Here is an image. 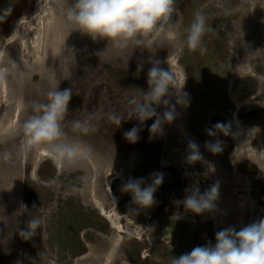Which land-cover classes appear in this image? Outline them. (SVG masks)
<instances>
[{
    "label": "rangeland",
    "instance_id": "obj_1",
    "mask_svg": "<svg viewBox=\"0 0 264 264\" xmlns=\"http://www.w3.org/2000/svg\"><path fill=\"white\" fill-rule=\"evenodd\" d=\"M47 1L0 0V15L11 7L10 15L0 21V68L4 57L9 62L19 56L17 46L29 39L27 22L38 24L32 17L46 9ZM61 1L67 8L68 0ZM225 7L233 10L231 15L223 14ZM177 8L175 39H163L153 49L133 51L107 39L93 41L73 31L65 13L58 16L52 48H46L47 65L28 47L33 70L26 81L17 79L23 86L22 98L10 106L3 104L0 94V151L13 152L11 162H0V241H4L0 242V264H170V250L188 253L210 240L215 244V233L225 227L239 230L264 219V179L243 175L258 154L262 155L260 168L264 167V121L250 128L235 118L243 105L246 110L264 107V0H177ZM197 9L208 14L214 30L203 38L207 47L203 55L184 43V29ZM69 49L74 50V58L68 55ZM150 60H159L163 68L173 71L188 96L187 107L176 104L178 116L164 125L163 135L149 131L155 118L142 125L124 120L118 128L101 119L95 132L82 137L93 147V157L64 167L44 155L42 147L23 146L20 126L31 115L32 102L44 101L57 82L60 90H73L67 120L82 119L90 112L123 113L128 97L148 90ZM138 64L143 65L139 73ZM258 90L261 98H252ZM165 110V106L157 109ZM13 117L12 122L18 121L14 130L10 128ZM217 122L231 123L236 135L219 133L223 150L213 154L205 142L216 137L205 130ZM133 126L141 128L136 143L123 135ZM193 139L204 159L214 165V172L205 175L206 164L186 161L188 141ZM154 172L164 173L154 193L155 204L130 215L136 206L131 195L121 191L122 183L128 177L147 179ZM194 184L201 193L219 185L212 212L197 215L176 203ZM120 207L125 214L117 210ZM32 217L41 219L40 229L24 240L19 232ZM204 232L208 241L197 242L191 236Z\"/></svg>",
    "mask_w": 264,
    "mask_h": 264
},
{
    "label": "clouds",
    "instance_id": "obj_2",
    "mask_svg": "<svg viewBox=\"0 0 264 264\" xmlns=\"http://www.w3.org/2000/svg\"><path fill=\"white\" fill-rule=\"evenodd\" d=\"M232 9L223 8L224 15H231ZM177 0H68L65 20L73 28L85 34L93 41L107 39L117 43L121 48L153 49L163 39H175L174 16L177 15ZM11 13V7L0 15L3 21ZM214 31L208 24V14L197 9L191 23L184 29V43L190 51L207 52L204 36ZM65 49L62 48L64 53ZM2 54V53H0ZM68 55L74 58V50L69 49ZM10 68H0V86L6 85L7 77L12 70L19 72L18 64L10 60ZM151 67L147 72L148 90H139L138 94L127 98L123 113L109 111L106 113L90 112L82 119L67 120L69 102L73 95L72 88L60 90L59 83L46 92L44 101L36 100L31 104V115L20 126L23 134V146L26 149L43 148L45 154L60 166H71L91 159L94 149L84 142L82 137L95 132L96 122L106 119L110 124L120 127L124 120H137L142 125L154 119L149 131L155 135H163L165 124H171L178 116L176 104L187 107L188 96L183 92L177 77L170 69L161 66V61L150 60ZM143 68L138 64L137 72ZM23 75V73H19ZM175 98V104L172 103ZM160 106L165 111L158 112ZM139 126H133L124 132V138L130 143L139 139ZM206 134L216 137L205 142V148L219 154L223 150V141L219 133L235 136L231 123L217 122L207 128ZM69 132L76 135H70ZM151 138V137H150ZM186 161L190 164L203 162L207 171L214 172V165L206 161L200 152L199 144L193 139L188 141ZM13 152L0 151V162H11ZM164 173L154 172L145 179L128 177L121 185V191L132 197L136 206L130 210L137 214L140 210L151 208L155 204L154 193L162 184ZM148 180L151 183H148ZM184 199L176 201L197 215L212 212L216 208L219 196V185L213 184L201 193L197 185L185 190ZM41 219L32 217L27 221L26 228L19 232L24 240H30L40 229ZM215 244L209 241L206 245L196 246L190 252L179 257L170 258V264H264V219L253 221L239 230L234 226L225 227L215 233ZM4 242V241H0Z\"/></svg>",
    "mask_w": 264,
    "mask_h": 264
},
{
    "label": "bare ground",
    "instance_id": "obj_3",
    "mask_svg": "<svg viewBox=\"0 0 264 264\" xmlns=\"http://www.w3.org/2000/svg\"><path fill=\"white\" fill-rule=\"evenodd\" d=\"M65 2V1H64ZM70 2V1H69ZM63 2L61 0H48L47 3H45V8L42 11H38V13L34 14L32 19L36 20L38 22V24L32 25L33 23H31V21L27 22V35L29 36L28 41H23L21 43L17 42V44L19 43V45L17 46V50L19 51V56H16L14 58V61L18 64V68H19V72H17L16 70H12L8 77H7V83L6 85L0 86V94H2V101L3 104L7 103V104H12L17 102V100H19L21 94H22V83H18L20 80L25 79L24 81H26V77L28 76L29 73L32 74V70L33 68L30 67V60H29V56L30 53L27 54V50L28 47L33 49L34 53H36V58L37 60H41L44 65H47V62H50L48 59V51L46 48H50L49 44L51 43L50 39L53 38V36L55 35L54 31H57V26H58V16H61V14H64L66 10V8L64 7V5L62 4ZM43 6V5H42ZM41 9V7H39ZM64 19V18H63ZM60 20V19H59ZM64 22V20H62ZM61 22V21H60ZM66 22V21H65ZM63 25V24H62ZM65 25V24H64ZM68 25V24H67ZM61 26V25H60ZM55 27V29H54ZM69 28V27H68ZM67 28V29H68ZM65 29V28H64ZM66 29V30H67ZM65 30V31H66ZM59 32V31H58ZM61 32V31H60ZM63 32V31H62ZM34 33L35 36H32V34ZM66 33V32H65ZM59 33H56V35ZM63 34V33H62ZM61 34V35H62ZM58 36V35H57ZM55 38V37H54ZM59 37H57L58 39ZM16 39V38H15ZM56 39V38H55ZM56 39V40H57ZM26 40V39H25ZM14 41V40H13ZM53 41V39H52ZM59 42V41H58ZM16 43V42H15ZM27 44H30V46H28ZM54 46V45H53ZM52 48V47H51ZM50 48V49H51ZM54 48V47H53ZM54 50V49H53ZM29 51V50H28ZM56 51V50H55ZM32 52V50H31ZM17 53V52H16ZM55 53V52H54ZM15 54V53H14ZM50 55V54H49ZM53 55V54H52ZM1 57V56H0ZM19 57H21V59H18ZM51 57V56H50ZM2 60V68H10V62H6L5 57ZM51 60V59H50ZM40 63V62H39ZM33 63H31L32 66ZM41 64V63H40ZM44 65L42 67H44ZM46 67V66H45ZM53 68V66H52ZM45 69V68H44ZM176 71V70H175ZM19 73H23V75H20ZM36 73V72H35ZM30 77V76H29ZM28 77V78H29ZM17 79H19V81H17ZM15 80L17 81L18 84L15 83ZM29 83V82H28ZM24 85V83H23ZM26 85V84H25ZM28 85V84H27ZM22 86V87H21ZM29 87V86H28ZM24 93V92H23ZM29 99V98H28ZM9 105L8 108H9ZM21 105V103H20ZM12 106V105H10ZM14 106V105H13ZM18 110L20 109L19 107H17ZM12 108H10L11 110ZM14 109V107H13ZM12 111V110H11ZM15 111V110H14ZM17 111V110H16ZM19 113V112H18ZM17 113V114H18ZM10 114V111H9ZM15 115V114H14ZM7 116V115H6ZM19 116V115H18ZM15 117V116H14ZM14 117L11 119H14ZM15 120V119H14ZM18 122L17 120L15 122H12V127H10L12 130H14L15 128V123ZM2 123V121H1ZM0 123V124H1ZM8 123V121H7ZM6 125V124H5ZM4 125V126H5ZM8 127V126H7ZM1 125H0V133H1ZM8 128V129H10ZM16 129V128H15ZM6 131V130H5ZM8 131V130H7ZM3 132V131H2ZM7 133V132H6ZM4 134V133H3ZM15 134V133H14ZM1 135V134H0ZM20 141V140H19ZM33 151V150H32ZM45 152V151H44ZM46 155V154H44ZM102 210V212L108 216H110L106 211H104L102 209V207H100ZM109 212V211H108ZM111 220V219H110ZM113 220V218H112ZM111 220V221H112ZM113 222V221H112ZM116 223V222H115ZM116 226V225H115ZM118 227V226H117ZM119 228V227H118ZM118 243V242H117Z\"/></svg>",
    "mask_w": 264,
    "mask_h": 264
},
{
    "label": "flooded vegetation",
    "instance_id": "obj_4",
    "mask_svg": "<svg viewBox=\"0 0 264 264\" xmlns=\"http://www.w3.org/2000/svg\"><path fill=\"white\" fill-rule=\"evenodd\" d=\"M244 90V88H241V90ZM259 92V90H258ZM244 93V92H243ZM246 93H249V90H247ZM241 96H245V94H241ZM246 96H250L249 94H247ZM252 98H261V95H260V92L259 94H256L254 96H252ZM254 102H259L258 100H254ZM245 104V103H244ZM261 107V108H260ZM242 109H243V112L241 110H239L237 112V114L235 115V118H238L240 120H243L244 124L247 125V127H250L249 125H255V124H258L259 122H262L264 121V118H262L264 116V107L262 106H258V105H255V106H252V108L250 109H245V105L242 106ZM253 127V126H252ZM251 128V127H250ZM258 129H259V126H258ZM262 155H256L255 157H253L251 160L252 161V164L250 166V169L249 171H247L246 173H243V175H246L247 177H249L250 179H254V180H258V179H264V167L263 169L260 168L261 166V162H260V158H261ZM240 165H244V161H240ZM263 173V174H262ZM121 205V204H120ZM117 210H119L120 212L122 213H126V211L124 210L123 212V209L120 207L118 208ZM191 224V222L189 223ZM194 234H192L191 236L197 241V242H200V241H204V240H207L208 241V233L204 232V235L200 236V234L198 235H195L193 236ZM190 236V237H191ZM198 237V238H197ZM185 241V240H184ZM211 241V240H210ZM180 243V242H179ZM212 243V241H211ZM214 245V243H212ZM169 254V255H168ZM168 256H170V258L172 257H179L182 252L181 250L178 248V249H173V250H170L168 252ZM148 258L150 257L149 255L145 256L143 259L145 258ZM132 264V263H131ZM134 264V263H133Z\"/></svg>",
    "mask_w": 264,
    "mask_h": 264
}]
</instances>
